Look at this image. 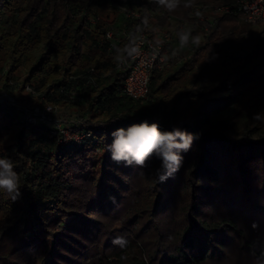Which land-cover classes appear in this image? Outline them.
Wrapping results in <instances>:
<instances>
[{
	"label": "trees",
	"instance_id": "trees-1",
	"mask_svg": "<svg viewBox=\"0 0 264 264\" xmlns=\"http://www.w3.org/2000/svg\"><path fill=\"white\" fill-rule=\"evenodd\" d=\"M186 3L168 10L144 0L133 19L109 0L0 5V28L10 24L0 38L5 80L24 67L32 101L76 109L71 127L86 134L61 144L58 129L0 103V158L12 160L21 193L13 201L0 189V264H264V24L248 23L238 0ZM110 27L129 35L108 53L98 40ZM140 30L170 60L152 71L147 99L134 100L121 92L128 70L116 57L130 59ZM181 31L199 45L178 47ZM227 99L234 111L217 125ZM142 120L202 134L165 183L156 181L155 156L145 168L110 158L111 132ZM11 129L14 141L3 145ZM114 221L130 230L124 247L110 237Z\"/></svg>",
	"mask_w": 264,
	"mask_h": 264
},
{
	"label": "clouds",
	"instance_id": "clouds-1",
	"mask_svg": "<svg viewBox=\"0 0 264 264\" xmlns=\"http://www.w3.org/2000/svg\"><path fill=\"white\" fill-rule=\"evenodd\" d=\"M156 2L173 10L180 0H156ZM192 0H187L186 7L191 6ZM181 48L187 46L189 41L199 45L200 37H192L190 32L179 33ZM128 56H134L135 48L126 49ZM175 55V53H174ZM218 58L214 54L211 59ZM118 63L123 64L125 57L118 54ZM254 118L259 119V116ZM201 133H192L180 127L170 130L161 129L159 123L147 121L130 125L127 128H117L111 132L112 143L108 146L110 158L117 164L123 163L126 167H147L148 161L154 156L161 161L160 167L156 169L157 183H165L173 178L184 164V153L191 150L195 141L201 138ZM0 189L5 191L13 201L17 200L21 193L19 191V177L14 171L12 160L0 158ZM113 243L121 247L126 246L127 241L123 237H116Z\"/></svg>",
	"mask_w": 264,
	"mask_h": 264
},
{
	"label": "built area",
	"instance_id": "built-area-1",
	"mask_svg": "<svg viewBox=\"0 0 264 264\" xmlns=\"http://www.w3.org/2000/svg\"><path fill=\"white\" fill-rule=\"evenodd\" d=\"M109 2L117 6L128 19L139 17L140 8L144 5V0H109ZM238 3L248 23L252 25L264 24V0H238ZM225 10L230 11V8H225ZM200 19H202L200 22L203 23L204 30L209 31L212 27V20L204 16ZM96 22V18L90 20L92 25ZM128 35L127 27H110L100 35L98 44L102 49L110 53L116 46L123 42ZM131 48L137 50L136 54L130 56L129 60L125 59V62L120 64V68L128 70V74L122 83L121 92L134 100H145L149 94L152 71L154 69L160 71L164 70L169 64L170 56L165 52L162 43L155 42L141 30L138 32V36L133 41ZM59 108L60 107L54 105H46L43 113L39 108H36L34 112L27 114L24 120L26 123L33 125L39 122H54L59 126V128L56 129L63 135L59 140L61 144H66L72 140L79 141L85 138L86 134H78L75 132L74 136L71 138L66 133L67 129L64 127L61 128L63 120L51 117L59 113Z\"/></svg>",
	"mask_w": 264,
	"mask_h": 264
},
{
	"label": "rangeland",
	"instance_id": "rangeland-1",
	"mask_svg": "<svg viewBox=\"0 0 264 264\" xmlns=\"http://www.w3.org/2000/svg\"><path fill=\"white\" fill-rule=\"evenodd\" d=\"M1 4H2V6H4L7 9L14 6L13 0H0V5ZM2 17H3V15H0V20H2V23H3L6 20V18L5 17L2 18ZM201 20L202 19H200L198 21L200 22ZM9 25H7V26H5L4 24L2 25V28H0V38L7 37V34H9V33H7L6 29H7V27L9 28ZM200 25L203 26V23H201ZM176 45H178V47H181L179 43H176ZM0 46H2V44H0ZM42 49H43V44H39L38 47L34 50L33 54L35 56H38L42 52ZM6 64H7V59H6V55H5V48L0 47V103H4V104L6 103V104H10L12 106H15L17 108V111L19 112V115L23 118V120L27 114H31L32 112H34V109H36V108H39L40 111L43 113L44 107L46 105L44 106V105H40V104L33 102L32 100H33V98L36 97V94L33 93L32 91H29L28 88H25V83L23 81V78L25 76L26 69L24 67H22L13 76L11 81H7L4 78ZM229 95H230V92L224 94L223 96L227 97ZM78 96L81 97V95H78ZM81 108L83 110H85V113H86V111L89 108V105L84 103L81 106ZM234 108H235V102H233V100L227 99L226 101H224L222 107L220 108V110L216 114L215 123L218 125V124L223 123L226 120H228L229 116L233 113ZM83 113H84V111H83ZM56 116L52 115L51 117L54 119L58 118V120H63V122H62L63 125H61V128L62 127L66 128L67 129V131H66L67 135L72 138L74 136V131H73L71 125L76 123L77 119L80 116V112H78L76 109L59 108V113L56 114ZM88 117H89V115L86 116V118H88ZM102 119H104V118H102ZM68 121L72 122V123L70 124V123H68ZM141 122H144V120L140 121V123ZM183 123L186 124L188 122L182 121L180 123V125H183ZM36 124L46 125V126H49L51 128H59L58 125H56L54 122L51 123V121H48L46 123L39 122ZM58 124H60V123H58ZM14 134H15L14 129H11L4 136V138L2 140V144L3 145H9L10 143H12L14 141ZM129 233H130V230L121 221H114L113 228L110 231V237L113 241L116 237L125 238L126 236L129 235Z\"/></svg>",
	"mask_w": 264,
	"mask_h": 264
}]
</instances>
